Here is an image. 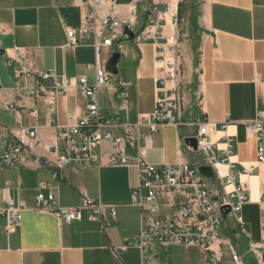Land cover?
<instances>
[{
    "label": "crops",
    "instance_id": "0c3cea01",
    "mask_svg": "<svg viewBox=\"0 0 264 264\" xmlns=\"http://www.w3.org/2000/svg\"><path fill=\"white\" fill-rule=\"evenodd\" d=\"M134 1L139 5L136 30L156 18L157 12L162 13L167 4L176 12V23L172 13H166L161 35L124 41L130 46L125 53L118 49L120 42L117 46H103L101 58L105 64L116 50L120 57L117 74L109 78V87L98 90L100 116L119 114L133 125L155 111L160 95L157 89L162 86L156 59L172 56L165 36L174 30L183 51L180 121L204 118L214 126L207 137L211 142L221 134V125L227 123L225 133L233 137L231 170L236 182L244 185L247 198L236 215H223L220 240L214 249L220 251L222 264H233L230 247L245 264H264V250L261 263L248 251V243L258 241L260 236L264 161H257L256 138L246 128L262 108L261 91L252 79H264V0H114L123 12ZM89 9L88 4H78L77 0H0V29L7 30L0 32V138L8 134L5 129L20 125L37 128L40 140L47 142L55 138L60 126L75 125L84 114L86 98L77 83L64 94L38 97H26L14 87L20 69L16 58L39 73L53 72L67 78L84 76L94 82V37L79 32ZM71 29L75 39L72 45L67 35ZM27 80L32 83L31 77ZM119 90L126 95L124 108H120ZM33 109L35 115L30 113ZM175 117L177 121L176 114ZM131 130L139 136L135 145L126 147L130 156L138 154L155 165L187 160L197 167L202 161L195 158L201 152L189 150L183 139L194 134V127L167 123L150 132L140 124ZM110 132L121 135L123 129L111 128ZM218 156L221 158L220 153ZM22 159L23 154L15 167L5 166L0 160V207L5 206V199L26 206L19 225L11 232L3 230L5 219L0 215V264L207 263L204 252L194 246L155 243L142 252L128 245L142 224L140 209L130 196L138 183L134 163L67 165L57 170L59 175L54 178L51 168L29 165ZM216 169L222 175L229 171L222 165ZM213 172L214 178L206 180L217 199L223 191ZM42 184L48 185L60 207L79 206L80 190H85L103 206L102 213L91 221L83 210L80 219L60 222L50 212L34 208Z\"/></svg>",
    "mask_w": 264,
    "mask_h": 264
},
{
    "label": "built area",
    "instance_id": "2783aa9c",
    "mask_svg": "<svg viewBox=\"0 0 264 264\" xmlns=\"http://www.w3.org/2000/svg\"><path fill=\"white\" fill-rule=\"evenodd\" d=\"M78 4H88L89 11L83 16L79 32L82 35L93 34L95 50L94 82L90 83L84 76L67 78L53 72H36L28 65L23 64L21 58L18 78L14 87L26 97H38L48 93L53 95L64 94L77 83L82 96L86 98L84 114L75 125L60 126L53 140L42 142L35 127L13 126L7 130V135L0 138V160L3 165L15 167L23 154L25 163L33 166H47L51 168L54 178L58 177L57 170L67 165L90 166L91 164L129 165L134 163L138 171V183L131 190V200L140 209L142 224L137 234L128 242V245L139 248L142 252L149 244L198 247L204 252L206 264H222L221 253L214 249L220 240V224L223 211L229 208L228 214L240 212L246 202L244 185L236 182L233 167L232 141L233 137L225 133L227 123L221 125V134L216 141L211 142L208 137L214 126L204 118L198 117L194 121L181 122L182 93L180 86L183 80L182 47L180 39L174 30L165 36V42L172 49V56H160L156 59L162 86L159 87L156 98L155 111L150 116L142 118L141 123L130 124L125 118L115 114L110 118H102L98 111V90L109 87L111 73L107 70L105 60L101 58L103 46H117L122 31L126 27L134 31L135 40H148L163 33L166 13H172L176 23V12L171 4H167L162 13L157 12L156 18H151L146 25L136 30L139 5L137 1L123 7L114 0H77ZM146 10V9H145ZM155 10V9H154ZM6 33L5 28L0 29ZM74 31H67L70 44L75 43ZM117 42V43H116ZM32 78V83L27 77ZM252 81L259 86L262 96V108L258 109L255 118L246 124L247 131L256 138L257 161H264V79L257 76ZM169 83L171 85H169ZM121 98L120 108L125 107V92L119 90ZM11 107V105H6ZM36 111H30L35 115ZM175 114L177 115V121ZM167 123L185 124L194 127L192 135L197 139V150L204 154L200 164H206L215 170V174L222 185L221 197L214 199L207 180L197 167L187 160L178 163L155 165L147 162L142 156L133 157L127 154V145H135L138 133L132 128L140 124L146 125L150 132L156 131L158 126ZM111 128L123 129L121 135H113ZM148 138V135L145 136ZM189 150L191 147L187 146ZM39 148V149H38ZM193 151V150H192ZM221 158H219L218 153ZM43 158L44 161H41ZM226 166L229 169L221 174L217 166ZM42 191L34 199V208L50 212L60 222H71L82 217L83 210L87 211L86 218L93 221L102 213L103 206L91 199L85 190H80L81 202L77 207H60L56 204L54 193L47 184L41 185ZM260 236L256 242H249L250 251L258 263L262 262L264 250V189L260 191ZM26 206L22 202L16 205L5 199V206L0 207V215L4 216L3 230L11 232L20 223L21 211ZM113 215L114 210L111 208ZM127 245V244H126ZM125 246H122L125 249ZM230 259L233 264H245L241 256L230 247ZM143 264H153L143 261Z\"/></svg>",
    "mask_w": 264,
    "mask_h": 264
},
{
    "label": "water",
    "instance_id": "95a60500",
    "mask_svg": "<svg viewBox=\"0 0 264 264\" xmlns=\"http://www.w3.org/2000/svg\"><path fill=\"white\" fill-rule=\"evenodd\" d=\"M122 35L120 36L119 38V42H124V41H128V42H132L134 37H135V32L128 29V28H124L123 31H122ZM120 57V51L116 50L114 51L110 57L107 59L106 61V68L107 70L113 74V75H116L117 74V67H116V63L118 61ZM184 139V143L191 147L193 151H196L197 150V139L194 138L193 136H186L183 138ZM198 172L204 176L206 179L208 180H212L214 178V172H213V169H211V167L209 165H206V164H200L198 167ZM229 213V208L226 207V209L223 211V215L224 216H227Z\"/></svg>",
    "mask_w": 264,
    "mask_h": 264
},
{
    "label": "rangeland",
    "instance_id": "374dc122",
    "mask_svg": "<svg viewBox=\"0 0 264 264\" xmlns=\"http://www.w3.org/2000/svg\"><path fill=\"white\" fill-rule=\"evenodd\" d=\"M129 47H130L129 44H127V43H125V42H120V43H119V47H118V49H119L122 53H125V52H127V51L129 50ZM119 63H120L121 65L124 63L123 58H121V60L119 61ZM203 156H204L203 154L198 153V154H196V157H195V158H200V160H203V159H204ZM192 157H193V155H192Z\"/></svg>",
    "mask_w": 264,
    "mask_h": 264
},
{
    "label": "bare ground",
    "instance_id": "6f19581e",
    "mask_svg": "<svg viewBox=\"0 0 264 264\" xmlns=\"http://www.w3.org/2000/svg\"><path fill=\"white\" fill-rule=\"evenodd\" d=\"M255 193H256V191H255Z\"/></svg>",
    "mask_w": 264,
    "mask_h": 264
}]
</instances>
